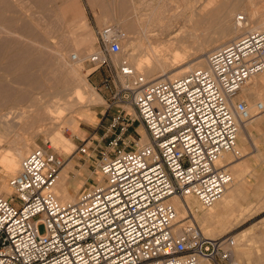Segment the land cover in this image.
Returning a JSON list of instances; mask_svg holds the SVG:
<instances>
[{"label":"built area","instance_id":"2783aa9c","mask_svg":"<svg viewBox=\"0 0 264 264\" xmlns=\"http://www.w3.org/2000/svg\"><path fill=\"white\" fill-rule=\"evenodd\" d=\"M123 40L119 29L104 26L86 60L91 73H106L107 110L118 112L109 127L119 134L98 152L100 179L74 202H61L54 187L62 162L49 145L31 150L9 179L12 193L0 196V264H236L233 238L206 237L190 212L178 227L169 199L191 197L210 208L233 182L220 162L241 156L239 125L264 113L261 103L251 113L233 96L264 71V32L208 54L206 68L157 82L111 60ZM134 120L147 142L140 137L129 150L117 149Z\"/></svg>","mask_w":264,"mask_h":264},{"label":"rangeland","instance_id":"374dc122","mask_svg":"<svg viewBox=\"0 0 264 264\" xmlns=\"http://www.w3.org/2000/svg\"><path fill=\"white\" fill-rule=\"evenodd\" d=\"M1 1H3V3L1 6L2 8L0 7V25L14 30L17 27L26 26L31 31L32 36L28 39L20 38L13 40L15 46L9 45L0 49V84L6 85L7 89L9 91L11 90L9 94H0V161L6 156H10L18 148L26 146L24 155L19 161L21 162L31 150L49 145L50 151L62 162V169L66 164L72 163L68 170L65 183L72 201L77 200L87 188L93 184H97L100 179L99 172L96 168L97 156L99 155L98 152H100V150H107L109 142L120 132L119 130L110 129L109 127L111 118L118 113L117 110L102 109L105 105V101L102 97L103 91L105 92L102 87V82L105 79L106 73L103 70L91 73V66L86 63L87 57L97 49L96 36L100 29L106 25H113L124 33L121 51L119 54L112 56L111 60L115 63L125 61L129 65L132 56L137 55L139 59L145 61L148 59L146 55L147 49L154 48L157 51H161L164 46L176 43L174 41L176 35L184 36L187 33V38L184 37L180 43V46H184L183 48L185 49L172 51L170 55L165 58V60L170 63L164 71L167 73V76L174 74L175 68H178L177 66L179 65L183 66L182 72L190 71V69H186V67H190L194 70V57L197 55L198 46L204 50L206 49L207 53L212 51L209 39L211 36L214 37V35L210 34V29H208L207 24L203 26L197 25L199 18L203 16L207 17L206 15L210 10L207 8V3L210 2V0H162L160 3L163 5L162 11H165L167 17L162 27L158 25L151 27L144 26V15L147 13L146 5L150 0ZM152 1L157 3L160 0ZM257 1L258 3L263 2V0ZM135 8L138 9L137 12ZM242 13L245 14V12L238 11L236 15H242ZM260 13H262V10ZM250 24L251 23H249V27L252 26V24ZM249 27H245L244 31ZM142 28L144 29L143 32H141ZM196 29L197 32H195ZM195 33H197L199 37L204 34L205 41L203 44L195 41ZM1 35V37L5 36L4 33H1ZM146 36L149 37L150 40L147 41L145 38ZM77 45L79 46L78 48L83 49V60L79 66L75 65V67L80 68L79 74L90 89L84 88L79 100L74 106L68 108L72 110V113L69 114L70 111H67L59 120L61 133L67 135L76 148L73 151L65 152L61 149H54L52 144L49 143L47 134L38 131L36 125H33L31 128V123H28V126L27 121L30 122L29 116L18 114L13 120L11 119L8 121H6L3 116L8 114L11 109H22V111L25 112L27 109H54L50 107V105H47L46 102L51 95L55 94L56 90L59 88L58 86H65L67 88V90L64 91L66 98L69 99V101L74 100L76 95H73L71 90L77 86L75 84V79L68 75L54 73L53 69L59 61L55 60L54 62L49 52L54 53L60 51L65 59L70 64H73L70 61V55H77ZM24 50L29 51L26 55L27 57L24 56L25 59L21 57L20 59L16 58L15 60L17 61L15 63V60H12V55L22 51L24 52ZM208 50L211 51L209 52ZM174 53H179L181 60L178 62L174 61ZM35 59L38 61L35 62ZM30 60L34 61L35 65H29L31 64ZM27 64L30 67H28ZM6 65H8V67ZM31 66L33 68H31ZM23 67L29 68L30 71L29 69L28 71L27 69H23ZM137 72L140 74L143 73L138 69ZM142 75L149 82L153 79V77L147 78L145 74ZM160 75L161 74H158L156 76L158 77ZM156 76L154 78H156ZM29 77L31 78L29 79ZM17 78L19 79L18 81H21L20 83L15 82L14 79ZM88 90H92L94 95L91 96ZM105 93L108 94V92ZM250 98L253 104L261 103L264 98V88L257 89L256 91L254 90ZM250 98L248 96L244 101L250 100ZM127 111L129 112V110ZM69 118L73 120L70 124L68 123ZM247 127L250 129V124H248ZM29 128L31 129L29 130ZM44 129L47 130V126H45ZM70 133H72V136ZM144 134V129L140 123L134 120L131 126L127 128L121 136V141H119L117 149L129 150L132 146V142L137 141L140 137L142 139V137L145 136ZM251 141L253 143V140ZM246 142L247 141L239 136L238 133L236 149L241 156H243L244 151L240 148V144H245ZM85 144H87L88 147L87 153H78L77 148ZM247 149L250 150L249 147ZM229 156L231 160H233L232 164H236L241 160V156L238 158H234L230 154ZM226 157L227 156H224L221 165L227 163ZM18 169L19 167H17L16 172ZM15 173L8 175V173L0 167L1 197H6L11 194V191L7 190L6 186L8 185L9 179ZM231 175L234 182L228 187L229 193L226 194V197L231 195L230 198H234L235 206L233 209L240 218V222L233 226L234 230H232L230 234L225 235L235 240L236 246L232 251L233 259L237 264H264V191L254 183L252 178L246 177L249 175V170L245 169L241 171L240 174V180L244 183L243 189L240 190V193L230 194V190L236 188L240 183L239 178L235 179L232 173ZM87 179H89V184L82 185ZM58 190L57 186H55L54 193L57 196L59 195ZM187 201L191 208L196 210L195 221L200 227V222L198 220H201L202 216H204L202 208L194 199L193 201H195V203L192 200ZM219 201L216 203V207L220 205ZM173 203L180 210L179 204L176 201H173ZM238 210L243 211L237 212ZM203 211L206 212L207 209H203ZM187 220L188 219H185L182 223ZM208 220L211 225L215 219L211 217ZM230 227L231 226L228 225V229ZM201 230L204 233L202 228ZM39 232H43L42 226L39 227ZM244 233L245 236H242ZM237 234L238 236L234 237ZM209 264L225 263L216 260L210 261Z\"/></svg>","mask_w":264,"mask_h":264},{"label":"bare ground","instance_id":"6f19581e","mask_svg":"<svg viewBox=\"0 0 264 264\" xmlns=\"http://www.w3.org/2000/svg\"><path fill=\"white\" fill-rule=\"evenodd\" d=\"M161 2H162V0H160L157 3H154L152 0L147 2V5H146L147 13L144 15L145 16V22H144L145 27H149V26L151 27V26H155V25L162 27L164 25L163 23L165 20H167V17L165 15V11L164 12L162 11L163 5L160 4ZM2 3H3V1L0 0V7L2 6ZM207 8L210 9L206 15L207 17L203 16V17L199 18V20L197 21V25L203 26L204 24H207L208 29H210L209 30L210 34L214 35V37L211 36L209 39V44L212 47V49H211L212 51L210 50L211 52L208 50L210 53L224 47L225 45L233 42L234 40L245 35L246 33L255 32V31H263L264 32V0L262 3H258L257 0H210V2L207 3ZM137 10L138 9L135 8L136 12H137ZM261 10H262V13H260ZM238 11L245 12V14L242 13V15H244L246 18V21L240 25L236 22V18H237L236 12H238ZM3 13H4V11H3ZM249 13H251V14H249ZM249 23H251L252 26L249 27ZM70 25H71V23H70ZM245 27H249V28L244 31ZM143 31H144V29L142 28L141 32H143ZM195 32H197V29L195 30ZM1 33L2 34L4 33L5 36L1 37L2 36ZM30 36H32V33L26 26L17 27L14 30L12 28H8V27L0 25V49L4 48L6 46H9V45L15 46L14 45L15 43L13 42V40L20 39V38L21 39H28ZM184 37L187 38V33L184 36L176 35L174 37V41L176 43L173 45L164 46L163 50H161V51H157L154 48L147 49L146 55H147L148 59L145 61H142L141 59H139V57L137 55H134L130 58V65L129 64L128 65L130 67H132L135 71H137V69L141 70L143 72L142 74H145V76L147 78L153 77V79H151L150 82L168 81V80L171 81V80H174L175 78H177L179 76L182 77V76L186 75L187 73L191 72L192 69L190 67H186V69L188 68V69H190V71L182 72L183 66L179 65V66H177L178 68H175V70H174L175 73L170 75V76H167V73H165L164 71L168 67V64H170L167 62V60H165V58L167 56H169L172 51L185 49V48H183L184 46H180L181 40L184 39ZM145 38L147 41L150 40L149 37H147V36ZM194 39L198 43H202V44L205 41L204 34H202L199 37L198 34L195 33ZM78 47L79 46L77 45V48ZM76 50H77V55L73 54V55H75L76 59H73L72 58L73 55H70V61L73 64H70L65 59L64 55L61 54L60 51H56V52L52 53V52H49V50H48V52H49L51 58L54 60V62H55V60L59 61V63L53 69L54 73L59 74V75H68V76H71L75 79V84L77 86L72 88V90H71L73 92L72 94L76 95V97H74V100L69 101V99L66 98L64 91H66L67 88L65 86L64 87L58 86L59 88L56 90L55 94L51 95L49 97V100L46 102L47 105H50V107H52L54 109H27L26 112L22 111V109H11L8 114L3 116L6 121L11 120V119L13 120L18 114L29 116L30 122L27 121V124L31 123V126H30L31 128L33 125H36V129H38V131L47 134V138L49 139V143L52 144L54 149H61L62 151H65V152L73 151L76 148H75V145L70 141L69 137H67V135H64V133H61L60 128H59V126H60L59 120L62 118L63 115H65V113H67V111H70L69 114L72 113V110L68 109V108H71L72 106H74L75 103L79 100L80 96L82 95V90L84 88L90 89L88 87V84L85 83V81L83 80V78L79 74L80 68L75 67V65L79 66L82 63L83 49L78 48ZM205 50L203 48H201L200 46H198L197 55L194 57L195 64H194L193 68L203 69V68L207 67V56L210 53H207V50L206 51ZM28 53H29L28 50H24V52L22 51L20 53H16L15 55H12V58H13L12 60H15L16 58L20 59V57L24 58V56H26ZM10 58H8V59H10ZM173 58H174V61H177V62L179 60H181L180 59L181 56L179 53H174ZM87 59H88V57H87ZM27 60H28V58H27ZM16 61L17 60H15V63H16ZM34 61L37 62L38 60L35 59ZM34 61H31V64H29V65H35ZM8 65H10V64H8ZM8 65H6V66L8 67ZM13 66H15V65H13ZM27 66H28V64H27ZM12 67H11V69H12ZM28 67H30V66H28ZM31 68H33V67L31 66ZM23 69H27V68L23 67ZM28 69H27V71H28ZM29 71H30V69H29ZM158 74H161V75L157 77L156 75H158ZM23 75H25V74H23ZM155 76H156V78H154ZM33 77H34V75H33ZM18 78L14 79L16 83L21 82V81H18L19 80ZM20 78H22V77H20ZM30 78L31 77H29V79ZM260 88L261 89L264 88V71L262 73L256 75V76H254L253 78H251L249 80V82L247 84H245L240 89V91L235 93L233 96V101L239 100V101L245 102L249 111L251 113H254L257 103L253 104V101L251 100L250 96H252L254 90L256 91L257 89H260ZM10 91L7 89L6 85H2V83L0 84V94H3V93L9 94ZM88 91L90 92L91 96L94 95V92L92 90H88ZM248 96H249L251 101L250 100L244 101V99L247 98ZM261 104L264 106V98L262 99ZM261 114H263V113H261ZM253 119L251 121H253ZM251 121L246 122V123H242L239 125V132H238L239 136H241L243 138L249 137V131H248L247 125L250 124ZM71 122H73V120H72V118H69L68 123L70 124ZM28 126H29V124H28ZM45 126H47V130L44 129ZM31 128H29V130ZM70 135L72 136V133H70ZM145 136H143L142 139L140 140L141 144L147 142V137H145ZM87 144H86V146H87ZM23 148H18L10 156L5 155L6 157L0 161V167L6 173H8V175L15 173L17 170V167L20 166L19 163H21V162H19V161L21 160V158L24 155L26 146ZM225 155H229V154H225ZM224 156H223V158H224ZM220 163H222V161ZM71 165H72V163L66 164L63 169L61 168V170L59 171V173L57 175V180H56L55 186H57V188L59 189L58 190L59 195L58 196L56 195V196L61 202H69V203L74 202V200L73 201L71 200V197L69 196L67 188L65 186V183L67 180V173H68V170L70 169ZM223 166H225L227 168V165H223ZM233 182H234V179H233ZM6 187H7V190H10L12 193V189L9 187V185H7ZM227 193H229L228 189L225 191L223 197L219 201L220 205L225 203V201H227V198H228V197H226ZM191 199L196 200L195 198H191V197H186L184 200L178 199L176 197H172L169 199V202L172 203V205L175 207V209L177 211L176 223H177L178 227L183 225L182 222L185 219H187L188 217H191L189 215V212L191 213L192 218L195 220L196 210L192 209L191 206L188 204V201H187V200H191ZM64 200H67V201H64ZM173 201H176L179 204L180 210L175 206ZM230 201L234 207L235 206L234 198H230ZM216 203H214L210 208H203L199 204L202 209H207L206 212L203 211L204 216H202L201 220H198L200 222V227L204 230L203 234L206 237L213 238V239L219 238V237H224L225 235L230 234L232 232V230H234L233 226H235L238 222H240L239 215L236 214V212L233 210L229 216L221 217L222 218L221 222H228L224 231H222L221 233H218L216 236H213V233H215V229L209 224L208 219L211 217H213L215 219V213L218 209V207L215 206ZM241 211H243V210H238L237 212H241ZM228 225L231 226L229 229H228ZM242 236H245V233L242 234ZM209 263H210V260L201 258V259H199L197 264H209Z\"/></svg>","mask_w":264,"mask_h":264},{"label":"crops","instance_id":"0c3cea01","mask_svg":"<svg viewBox=\"0 0 264 264\" xmlns=\"http://www.w3.org/2000/svg\"><path fill=\"white\" fill-rule=\"evenodd\" d=\"M105 92L103 91L102 93V97L105 101V105L102 107V109H107L106 102L109 96ZM248 131H249V137L243 138L247 142L245 144L244 143L240 144V148L244 151L243 156H241V160L236 164H232L233 160H231L230 156L225 155L227 156L225 158L227 161L225 165L227 166L229 165L227 169L233 174L235 179L239 178L240 181V183L236 188H232L230 190L231 191L230 194L240 193V190L243 189L244 183L241 182L240 180L241 179L240 174L241 171H244L245 169L249 170V175H247L246 177L252 178L254 180V183L257 184L258 187L262 188L264 191V113L255 117L253 121L250 122V129H248ZM251 140H253V143ZM248 147L250 148V150L247 149ZM88 180L89 179H87L85 183H83L82 185L89 184ZM228 197L230 198L231 195H229ZM193 202L195 203V201ZM233 208L234 207L231 204L230 199H228L227 201H225V203L218 206V209L215 213V220L211 224V226L215 229V233H213V236H216L218 233L224 231L228 222H221L222 220L221 217L229 216L230 213L234 210ZM238 234L235 237H237Z\"/></svg>","mask_w":264,"mask_h":264}]
</instances>
